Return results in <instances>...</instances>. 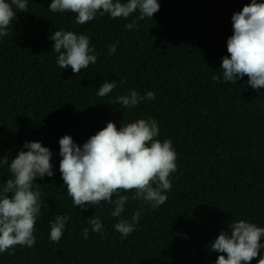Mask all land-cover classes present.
<instances>
[{"label": "trees", "instance_id": "obj_1", "mask_svg": "<svg viewBox=\"0 0 264 264\" xmlns=\"http://www.w3.org/2000/svg\"><path fill=\"white\" fill-rule=\"evenodd\" d=\"M159 2L152 19L129 30L125 25L138 11L80 25L74 13L51 12V0H28L27 12L17 13L0 37V157L15 158L26 141H39L53 153L54 170L34 181L42 192L35 245L0 253V264H215L220 253L210 243L229 224L244 219L264 227V88L252 89L247 76L225 83L221 70L232 15L250 0ZM62 29L90 38L96 64L78 74L58 66L50 36ZM105 81L117 86L100 97ZM131 90L156 98L134 109L113 104ZM148 118L158 122L157 139H170L177 154L166 202L153 209L121 192L129 200L118 218L107 202L87 211L76 207L59 170V139L70 135L82 146L109 121L119 128ZM8 178V165H0V182ZM134 212H140L136 230L122 238L114 225ZM57 214L69 220L60 241L52 242L49 222ZM93 215L100 216L103 234L91 231Z\"/></svg>", "mask_w": 264, "mask_h": 264}, {"label": "clouds", "instance_id": "obj_2", "mask_svg": "<svg viewBox=\"0 0 264 264\" xmlns=\"http://www.w3.org/2000/svg\"><path fill=\"white\" fill-rule=\"evenodd\" d=\"M53 13L76 14L75 22L83 25L97 16L108 14L111 18L128 19L139 12L136 20L125 25L129 30L137 20L152 19L160 10L159 0H51L48 6ZM28 0H0V37L9 34V26L17 13H26ZM233 34L227 39L228 55L222 58L223 81L236 84L247 76V84L254 90L264 88V2L250 0L241 11L232 15ZM55 41L57 64L62 69L71 68L74 74L97 62L96 49L90 46L86 34L58 30L50 36ZM117 44L108 46L109 54L116 52ZM214 81L219 76H213ZM117 82L105 81L98 88V96L105 97L116 88ZM155 94L148 91L141 96L136 90L119 95L113 104L134 109L142 100H153ZM158 122L154 118L138 119L117 128L112 121L92 135L82 146L70 135L59 139L62 158L59 163L64 186L73 204L87 211L101 205L114 204L111 215L118 218L129 200L121 192H133L132 199L150 203L153 209L163 205L172 188L170 175L177 171V154L172 141L161 142ZM24 149H27L26 151ZM53 153L39 141H26L15 158L0 157V165H8L10 178L0 182V253L14 254L17 245L31 248L36 243L35 225L41 212V195L37 178L54 175ZM118 198L113 200V196ZM140 212H134L131 220L120 219L114 225L122 238L136 230ZM66 215L55 216L50 221V240L59 242L68 222ZM91 231L103 234L99 215L88 220ZM89 228L83 229L88 238ZM264 227L239 219L229 224L210 243V249L218 255L215 264H264ZM12 249L13 251H9Z\"/></svg>", "mask_w": 264, "mask_h": 264}]
</instances>
